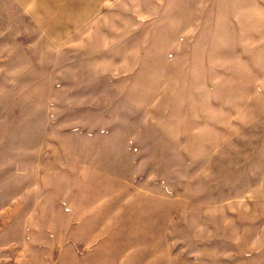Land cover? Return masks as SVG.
Returning <instances> with one entry per match:
<instances>
[{
    "label": "rangeland",
    "instance_id": "obj_1",
    "mask_svg": "<svg viewBox=\"0 0 264 264\" xmlns=\"http://www.w3.org/2000/svg\"><path fill=\"white\" fill-rule=\"evenodd\" d=\"M46 9L0 0V264H264V0Z\"/></svg>",
    "mask_w": 264,
    "mask_h": 264
},
{
    "label": "crops",
    "instance_id": "obj_2",
    "mask_svg": "<svg viewBox=\"0 0 264 264\" xmlns=\"http://www.w3.org/2000/svg\"><path fill=\"white\" fill-rule=\"evenodd\" d=\"M89 1L92 2L89 11L82 10L78 16H76V17L73 16V18H69L67 13H63L62 15H58L54 19H50V16L52 14L51 12H52L53 8H57L60 11L62 8L65 7L64 5L75 4V5H79L80 6L81 3H80V0H60V1H56V0L55 1L54 0L47 1V0H44V5L47 6V9H46L44 14H46L49 18H45L44 19V14H42L40 16V18H39L40 22L43 25H45V26H49L51 29H54V30L62 29L63 33H67L69 25H73V24L77 25V24H79L81 22L84 23L82 20L89 19V16L92 17L93 15L97 14L99 5H102L103 2L111 1V0H89ZM107 4H109V3H106V5ZM91 21H92V19H90L89 21H85L84 24L87 23L85 25V27L86 26L88 27V25H90Z\"/></svg>",
    "mask_w": 264,
    "mask_h": 264
}]
</instances>
